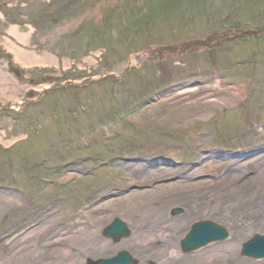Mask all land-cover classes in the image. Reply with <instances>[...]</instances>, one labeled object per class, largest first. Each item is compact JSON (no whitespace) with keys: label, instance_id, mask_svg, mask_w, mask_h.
I'll use <instances>...</instances> for the list:
<instances>
[{"label":"rangeland","instance_id":"obj_1","mask_svg":"<svg viewBox=\"0 0 264 264\" xmlns=\"http://www.w3.org/2000/svg\"><path fill=\"white\" fill-rule=\"evenodd\" d=\"M4 14L35 33L11 26L0 37V105L18 103L23 82L25 99L54 91L20 113L0 111V264H17L26 245H38L17 231L42 203L55 204L58 222H76L90 208L167 185L196 209L176 202L166 209L164 226L175 220L186 229L172 264L210 257L230 264V256L233 264H264L239 254L251 236L264 235V34L183 48L213 32L264 28V0H0V32ZM8 64L24 72L22 81ZM224 90L229 103L218 96ZM136 166L140 176L172 174L141 184L126 169ZM72 167L81 171L67 179ZM162 194L147 206L157 207ZM135 213L103 212L99 237L107 248L73 261L96 264L125 252L137 264H167L159 247L150 258L138 246ZM114 219L131 231L128 239L102 236ZM199 221L229 238L183 255L179 243ZM80 222L53 239L76 248L72 238L86 230ZM158 232L166 239L165 227Z\"/></svg>","mask_w":264,"mask_h":264},{"label":"bare ground","instance_id":"obj_2","mask_svg":"<svg viewBox=\"0 0 264 264\" xmlns=\"http://www.w3.org/2000/svg\"><path fill=\"white\" fill-rule=\"evenodd\" d=\"M22 42L24 38H20ZM17 53H21L18 51ZM135 62L132 61L133 65ZM64 64V63H63ZM63 67H65L63 65ZM219 83H217L218 85ZM217 88L219 87L216 86ZM219 91V89L217 90ZM225 91V90H224ZM225 96H220V99L225 103H229L231 101L230 96L227 94ZM220 93H223L221 90ZM242 95V91L238 89L236 93V97H240ZM233 98V97H232ZM228 100V101H227ZM129 173H131L133 180L137 183L145 184L153 182L152 180L161 179L164 176H170L172 172L159 170L160 172L153 173L150 171H145V175H141L144 173L143 170L139 167H127L126 168ZM69 171V172H68ZM67 179L73 177V173L80 172L81 170L77 167H72L68 170ZM142 171V172H141ZM82 173V172H81ZM174 186H159L153 188L151 191H144L142 193L132 192L125 198H122L117 201H109L106 204L101 206H96L89 209L87 212L82 215L76 216V222L73 220H64L63 222H58L55 216V204H44L42 203L40 208L36 211V213L28 216L25 219V224H23L24 228L17 232H29L27 236L33 235V239L38 240V245L36 242L33 245H26L19 254H17V264H80V262L73 261V258L76 256L82 257L84 254H91L93 256L99 255L101 252L105 251L106 243L103 242L99 237V228L104 221L103 216L101 214L105 211H110L112 213H127L131 215L133 211H137L138 214H134L137 217V223L139 228V232L141 233L138 237V246L143 249V251H147L150 255V258L156 256L159 253V250H155V247H159L164 255V263L172 264L177 261V256L174 253V242L180 238L181 232H184L186 229L182 228L180 221L170 220L168 226L166 224L168 222L166 209L172 205L173 203H180L182 207H184L187 212L196 211L195 208H191L189 203L183 199H179L176 197L170 196V193L173 191ZM177 188V187H176ZM105 190H100L99 193H103ZM163 193L158 196V200H156L157 207L147 206V202L153 196H156L157 193ZM157 208V209H155ZM124 211H122V210ZM84 219L83 225L85 226L84 232L76 238H72L71 242L73 244L78 245L76 248L69 243H65L63 245L62 240H54L57 236H64L66 233H70V228L73 226L80 225L81 220ZM152 223V229L155 230L153 234H149L148 232V223ZM160 223H163L161 225ZM165 227V231H168V235L165 239L160 234V230ZM155 228V229H154ZM25 238L24 240H26ZM53 239L54 241H51ZM66 241V242H67ZM113 241V240H112ZM116 241V240H114ZM59 247L55 246L56 244ZM60 244H62V248H60ZM208 252V251H206ZM203 256L208 253H202ZM202 256V257H203ZM229 257V256H228ZM230 261H226L230 264H233L232 256L229 257ZM39 259V261L37 260ZM162 259V258H161ZM72 260V261H71ZM88 262H91L90 260ZM203 264H218V261L215 258H207Z\"/></svg>","mask_w":264,"mask_h":264},{"label":"water","instance_id":"obj_3","mask_svg":"<svg viewBox=\"0 0 264 264\" xmlns=\"http://www.w3.org/2000/svg\"><path fill=\"white\" fill-rule=\"evenodd\" d=\"M218 230V227L210 223L194 226L187 238L181 242L183 252H190L210 242L220 241L225 236V233ZM128 234L129 232L125 229V225L118 220H115L112 226L105 231L106 236L112 237L116 241ZM241 254L242 256L255 259L264 258V237L255 236L251 241L243 245ZM98 264H132V261L127 255L120 253L117 257L107 261H100Z\"/></svg>","mask_w":264,"mask_h":264}]
</instances>
